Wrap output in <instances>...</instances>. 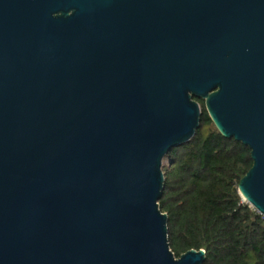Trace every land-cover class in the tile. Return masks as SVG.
<instances>
[{
  "label": "water",
  "instance_id": "1",
  "mask_svg": "<svg viewBox=\"0 0 264 264\" xmlns=\"http://www.w3.org/2000/svg\"><path fill=\"white\" fill-rule=\"evenodd\" d=\"M194 98L264 218V0H0V264H203L158 206Z\"/></svg>",
  "mask_w": 264,
  "mask_h": 264
},
{
  "label": "trees",
  "instance_id": "2",
  "mask_svg": "<svg viewBox=\"0 0 264 264\" xmlns=\"http://www.w3.org/2000/svg\"><path fill=\"white\" fill-rule=\"evenodd\" d=\"M194 99L198 128L163 161L158 206L167 215L169 248L176 258L204 250L203 264H264V218L237 190L252 165L250 151L222 136L203 100Z\"/></svg>",
  "mask_w": 264,
  "mask_h": 264
}]
</instances>
